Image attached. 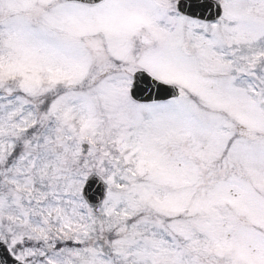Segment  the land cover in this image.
<instances>
[{
    "label": "snow or ice",
    "instance_id": "6c2138e0",
    "mask_svg": "<svg viewBox=\"0 0 264 264\" xmlns=\"http://www.w3.org/2000/svg\"><path fill=\"white\" fill-rule=\"evenodd\" d=\"M0 264H264V0H0Z\"/></svg>",
    "mask_w": 264,
    "mask_h": 264
}]
</instances>
